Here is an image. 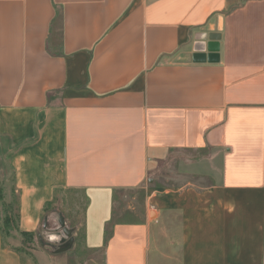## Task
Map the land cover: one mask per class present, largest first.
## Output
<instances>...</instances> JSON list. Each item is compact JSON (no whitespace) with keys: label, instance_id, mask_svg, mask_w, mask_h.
Returning <instances> with one entry per match:
<instances>
[{"label":"crops","instance_id":"obj_1","mask_svg":"<svg viewBox=\"0 0 264 264\" xmlns=\"http://www.w3.org/2000/svg\"><path fill=\"white\" fill-rule=\"evenodd\" d=\"M0 161L23 232L84 195L98 264H264V0H0Z\"/></svg>","mask_w":264,"mask_h":264},{"label":"rangeland","instance_id":"obj_2","mask_svg":"<svg viewBox=\"0 0 264 264\" xmlns=\"http://www.w3.org/2000/svg\"><path fill=\"white\" fill-rule=\"evenodd\" d=\"M203 152H178L170 156L165 162L162 169L156 174L150 183L151 187L176 188L190 180L184 167L191 161L198 160ZM7 198L5 203H0V224L5 223V207L9 208L13 224L6 231L4 230V242L6 246L17 250L22 254L24 259L30 264H98L101 262L102 252H92L84 247V233L82 224L85 212V197L82 193L66 191L58 195L56 202L48 205L45 213H61L70 229H75L73 237L75 239L73 247L66 252H59V248H53V245L46 244L42 236V228L37 232L33 241L30 237H23L16 231L18 227V196L13 192V186L7 182ZM143 201V193L139 194H122L116 203V211L119 214L118 219L124 218L125 208L130 203ZM2 226V225H1ZM33 242H32V241ZM59 243V242H58ZM61 243V242H60ZM59 243V244H60ZM60 248L62 244L59 245ZM58 249V250H57ZM98 262V263H97Z\"/></svg>","mask_w":264,"mask_h":264},{"label":"trees","instance_id":"obj_3","mask_svg":"<svg viewBox=\"0 0 264 264\" xmlns=\"http://www.w3.org/2000/svg\"><path fill=\"white\" fill-rule=\"evenodd\" d=\"M8 178H10V182L12 183L13 186V192L15 193V187L13 185V173L11 170L8 169L7 163L3 162V165L0 161V203H5L6 202V198H7V181ZM6 197V198H5ZM17 218L19 221V213H17ZM13 224V220H12V216L10 214L9 208L5 207V223L1 224L2 226V230L4 228V230L6 231L9 227H11ZM16 231L20 233L21 236L23 237H30V239H32L33 241L35 240L37 233H26L23 232L19 229V227H15ZM3 230V232H4ZM31 240V241H32ZM32 241V242H33Z\"/></svg>","mask_w":264,"mask_h":264},{"label":"flooded vegetation","instance_id":"obj_4","mask_svg":"<svg viewBox=\"0 0 264 264\" xmlns=\"http://www.w3.org/2000/svg\"><path fill=\"white\" fill-rule=\"evenodd\" d=\"M59 227H60L59 218L48 217V219H46L44 225L42 226L43 229L42 236L43 238H45L46 244L53 245V248L56 247L60 249L59 246L61 245L60 241L64 239L65 235L62 233V229L59 230ZM52 235L60 236L61 238L58 241H53L49 239V237Z\"/></svg>","mask_w":264,"mask_h":264},{"label":"water","instance_id":"obj_5","mask_svg":"<svg viewBox=\"0 0 264 264\" xmlns=\"http://www.w3.org/2000/svg\"><path fill=\"white\" fill-rule=\"evenodd\" d=\"M58 218L60 223L59 230L62 229V233L65 235L64 239L60 241L62 247L60 248L59 252H66L70 250L74 245L75 239L73 237V233L75 229H70L67 227L65 218L61 214H59Z\"/></svg>","mask_w":264,"mask_h":264},{"label":"clouds","instance_id":"obj_6","mask_svg":"<svg viewBox=\"0 0 264 264\" xmlns=\"http://www.w3.org/2000/svg\"><path fill=\"white\" fill-rule=\"evenodd\" d=\"M61 237L60 236H56V235H52L49 237V239L53 240V241H58Z\"/></svg>","mask_w":264,"mask_h":264}]
</instances>
